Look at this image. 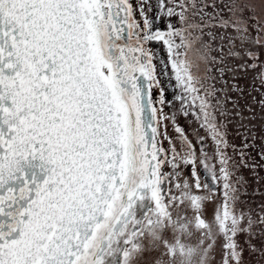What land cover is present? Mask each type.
Listing matches in <instances>:
<instances>
[{"label": "snow or ice", "instance_id": "snow-or-ice-1", "mask_svg": "<svg viewBox=\"0 0 264 264\" xmlns=\"http://www.w3.org/2000/svg\"><path fill=\"white\" fill-rule=\"evenodd\" d=\"M0 264H264V0H0Z\"/></svg>", "mask_w": 264, "mask_h": 264}, {"label": "flooded vegetation", "instance_id": "flooded-vegetation-1", "mask_svg": "<svg viewBox=\"0 0 264 264\" xmlns=\"http://www.w3.org/2000/svg\"><path fill=\"white\" fill-rule=\"evenodd\" d=\"M171 91V90H170Z\"/></svg>", "mask_w": 264, "mask_h": 264}]
</instances>
